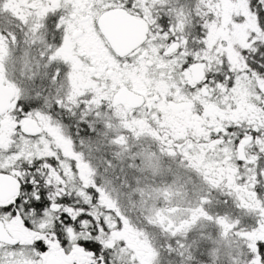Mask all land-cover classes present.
I'll use <instances>...</instances> for the list:
<instances>
[{
    "label": "snow or ice",
    "instance_id": "1",
    "mask_svg": "<svg viewBox=\"0 0 264 264\" xmlns=\"http://www.w3.org/2000/svg\"><path fill=\"white\" fill-rule=\"evenodd\" d=\"M0 264H264V0H0Z\"/></svg>",
    "mask_w": 264,
    "mask_h": 264
}]
</instances>
